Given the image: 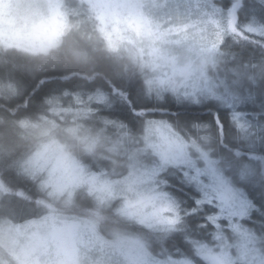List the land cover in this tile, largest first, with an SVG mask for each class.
Here are the masks:
<instances>
[{
  "label": "rangeland",
  "instance_id": "obj_1",
  "mask_svg": "<svg viewBox=\"0 0 264 264\" xmlns=\"http://www.w3.org/2000/svg\"><path fill=\"white\" fill-rule=\"evenodd\" d=\"M13 2L29 5L24 11L31 16L43 18L45 12L51 15L54 11L56 23L52 30L53 41H58L69 26H84L93 20L105 41V33L112 34L113 46L107 41L112 50L128 54L145 69V82L166 79L174 85H180L175 93L166 90L159 97L156 91H152L150 94L157 99H163L168 94L179 103L187 105H205L214 101L232 109V116L236 113L238 119L245 114V107L255 100V95L247 93L249 89L243 84L246 75L247 79H251L248 69H237L232 53L222 49V46L229 38H234L230 45L236 44L239 41L238 34L243 33L264 39V34L251 32L248 27L250 24L253 27L264 24V19H261L259 13L253 16L250 11L243 10L242 15H237L233 20L229 7L219 6L216 0H167L164 8L159 7L164 0ZM257 2L258 0H251L248 6ZM0 3H3V0H0ZM41 4L49 7L42 8ZM141 17L158 23L161 29L175 27L184 31L179 36L171 34L165 40L154 44L150 38L138 37L129 28V21ZM3 25L4 17L0 11V33L3 31ZM101 29H104V32ZM113 29H118L119 34L126 39L118 40ZM185 33L187 40L182 39ZM169 37L180 39L181 43L172 42ZM153 48H158L159 52L152 53ZM178 51H183L182 58L177 56ZM193 53L201 63L193 61ZM161 67H166L167 71L161 72ZM258 69H263V66H258ZM185 93L189 95L185 96ZM237 124L245 126L240 128L244 129L243 140L248 146L257 147L255 144L261 143L262 135L256 134L254 129L251 130L247 121L244 122L241 118ZM95 139L96 137L90 138V143ZM48 140L46 139L40 149L25 160L23 166L26 172L44 174L43 184L51 189L54 196L66 194L67 200H71L78 190L83 189L91 196L93 203L101 208L109 207L117 201L115 212L119 213L120 218H128L122 211L126 201L140 200L148 203L151 200L153 204H157L158 201L164 202L160 194L166 193L175 202L176 212L180 217L179 224L172 231L182 228L184 215L193 212L194 208L185 211L182 208L184 198L166 189L167 186L173 185V177L181 179L197 192L198 195L193 194L194 201L198 196L203 199L202 188L209 192L211 203L198 206L200 209L209 207L206 219L209 215L219 214L217 205L220 201L212 189L221 192L230 189L241 196L247 195L241 186L225 175L218 159L213 157L208 149L194 138L183 136L164 118L146 119L140 147H127L132 143L127 140L126 148H122L123 154L127 152L128 159L123 156L127 169L121 176L114 175L124 169L121 161L116 162V166L112 168L94 169L88 161L84 162L71 153L67 144L59 138L52 137ZM100 140L99 138L98 141ZM110 148L118 153L120 143L113 140ZM198 170L199 183L191 179L197 176ZM148 207L144 209L145 213H149ZM261 215L264 217V213ZM80 218L61 216L51 211L43 217L22 223L8 221L1 226L0 238L5 240L7 247L12 251L14 259L9 258L10 261L16 264H170L172 259H188L191 264H208L197 251L201 245H206L215 253L226 254L232 264H264V234L255 231L253 226L244 222L249 219L239 215L222 216L217 221L218 227L207 220L212 226L210 240L196 243V259L188 256L156 257L140 238L129 237L116 231L112 235H117V238L115 236L106 240L100 234L94 219ZM62 223H68V227H62ZM234 224H239L240 228L234 229ZM141 225L155 231L172 232L161 230L159 227H148L146 224ZM245 229H248L247 235H255V238L248 240Z\"/></svg>",
  "mask_w": 264,
  "mask_h": 264
},
{
  "label": "trees",
  "instance_id": "obj_2",
  "mask_svg": "<svg viewBox=\"0 0 264 264\" xmlns=\"http://www.w3.org/2000/svg\"><path fill=\"white\" fill-rule=\"evenodd\" d=\"M250 1L244 0L246 5ZM216 2L228 8L235 0ZM242 11L237 15L241 16ZM71 29L59 50L47 57L0 50V229L8 221L22 223L52 211L61 216L94 219L106 240L117 238L112 235L115 231L138 237L156 257L195 258L196 243L210 240L212 226L206 219L209 207H197L184 215L179 230L155 231L125 216L120 218L115 212L117 201L106 208L95 205L83 189L71 200L66 194L54 196L43 184L44 174L27 173L23 166L46 139L53 137L66 143L71 153L94 169L112 168L121 161L124 169L114 174L121 176L127 169L123 156L128 159L122 148H126L127 140L132 142L127 147L142 145L147 118H164L183 136L194 138L218 159L225 175L241 186L257 207H264V161L251 159L262 155L259 150L264 143L248 146L243 140L244 129L237 124L242 118L247 125L252 123L251 130L264 136L256 127L264 123L263 38L243 33L238 34L236 44L230 45L234 38H229L222 46L232 53L237 69H248L251 79L246 75L243 84L249 89L247 93L255 95L243 117L233 119L232 109L214 101L187 105L168 94L157 99L148 91L145 69L128 54L112 50L93 20ZM217 115L222 133L214 122ZM93 137L96 139L90 143ZM113 140L120 143L118 153L110 148ZM85 145L92 146V150L86 152ZM237 151L242 155L237 156ZM245 164L254 168L251 178L242 175ZM172 179L173 185L166 189L184 198L185 211L192 209L193 194L197 192L181 179ZM244 222L264 234L261 213ZM62 227H68V223H62ZM9 258H13L12 251L0 238V264H16Z\"/></svg>",
  "mask_w": 264,
  "mask_h": 264
},
{
  "label": "snow or ice",
  "instance_id": "obj_3",
  "mask_svg": "<svg viewBox=\"0 0 264 264\" xmlns=\"http://www.w3.org/2000/svg\"><path fill=\"white\" fill-rule=\"evenodd\" d=\"M239 10H248L250 13L255 16L259 13L261 19H264V0H258L256 4L251 5L250 7L245 4L244 0H235V3L229 5L230 16L236 19ZM251 32H258L264 34V24L260 26L253 27L251 24L248 26ZM129 28L133 31L138 37H147L150 38L155 44L157 41L165 40L169 35L175 34L180 35L183 32V29L178 28H170V29H161V26L158 23H154L150 19L141 17L140 19H133L129 21ZM104 32V29H101ZM113 32L117 34L118 40H124L126 37L119 34L118 29H113ZM105 39L109 42L110 46H113V39L111 33H105ZM183 40H187L188 36L185 33L182 36ZM175 43H181V40L178 39ZM158 48H153L152 53H158ZM151 54V53H150ZM148 84V91L151 93L152 91H156L157 96L159 97L162 92L166 90H170L172 92H176L175 85L172 84L169 80L166 79H157L156 81L148 80L146 82ZM189 95V93H185V96ZM195 99V97H193ZM217 99H221L217 97ZM236 113H233V119H236ZM219 117L218 115L214 117V122L217 123L219 131L223 132V125L218 123ZM197 127L200 126L198 123ZM241 127H245L242 125ZM248 127H251L248 125ZM259 131L264 132V123H260L258 125ZM255 135V134H254ZM261 142L264 143V136L260 137ZM260 153L262 155H253L251 157L254 161H264V148H261ZM237 156H241L242 153L240 151L236 152ZM167 162V160H165ZM244 171L242 175H247L249 178L254 176L255 171L254 168L245 164ZM199 170L197 171V176H193L191 179L199 183L198 181ZM205 188L207 186H204ZM203 191V199L197 198V200L193 201L192 207L195 209L198 206H202L205 203H211V196L207 190ZM213 192L216 193L217 199H219L220 203L217 205L218 215H209L207 220L212 223L214 226H219L217 221L225 215L229 217L234 215H239L244 219H251L259 213H264V207H257L256 202L249 198L246 194L243 196L232 192L230 189L221 192L217 189H212ZM229 193H231L229 195ZM160 198L164 201L161 207H153V210L149 213H145L144 209L148 207V203L144 201H126L123 213L129 218L134 219L140 224H146L148 227H159L164 231H172L180 222V217L176 212L175 202L167 196L166 193H161ZM237 209H239L237 211ZM165 213H172V215H165ZM264 219V217H262ZM234 229H239V224L233 225ZM248 229H245L246 238L248 240H252L255 238V235H247ZM219 235H217V239H219ZM197 251L199 255L203 257L204 260L208 261V264H232L231 260L227 258L226 254L223 253H215L211 248H208L206 245H201ZM170 264H191V261L188 259H172Z\"/></svg>",
  "mask_w": 264,
  "mask_h": 264
},
{
  "label": "clouds",
  "instance_id": "obj_4",
  "mask_svg": "<svg viewBox=\"0 0 264 264\" xmlns=\"http://www.w3.org/2000/svg\"><path fill=\"white\" fill-rule=\"evenodd\" d=\"M166 4L167 0H164V3L159 7L164 8ZM27 7L29 5L16 3L13 0H3V3H0V11H2L4 17L3 31L0 33V50L24 52L41 57L50 56L58 51L69 37L72 31L71 26L66 30L64 36H61L58 41H53L52 30L56 23L55 12L53 11L51 15L45 12L44 17L41 18L28 15L24 11ZM40 7L47 8L49 6L41 4ZM52 7L54 8V5ZM169 40L176 41L171 37H169ZM189 47L191 46L189 45ZM176 54L181 58L184 55L183 51H178ZM192 59L196 63H201L195 53H193ZM160 70L165 72L167 68L161 67ZM179 86V84H176L175 88L177 89ZM84 150L90 152L92 146L85 145ZM148 204L150 206L147 211L151 212L153 207H161L163 202L158 201L157 204H153L149 200Z\"/></svg>",
  "mask_w": 264,
  "mask_h": 264
}]
</instances>
